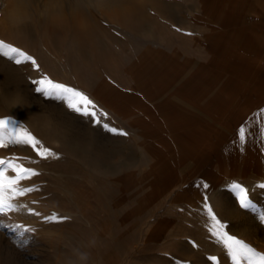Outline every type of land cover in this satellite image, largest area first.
Here are the masks:
<instances>
[{
    "label": "rangeland",
    "instance_id": "374dc122",
    "mask_svg": "<svg viewBox=\"0 0 264 264\" xmlns=\"http://www.w3.org/2000/svg\"><path fill=\"white\" fill-rule=\"evenodd\" d=\"M0 41L38 66L0 54V119L56 153L0 147L38 173L0 214V264H264V0H0Z\"/></svg>",
    "mask_w": 264,
    "mask_h": 264
},
{
    "label": "snow or ice",
    "instance_id": "6c2138e0",
    "mask_svg": "<svg viewBox=\"0 0 264 264\" xmlns=\"http://www.w3.org/2000/svg\"><path fill=\"white\" fill-rule=\"evenodd\" d=\"M0 54L6 57L14 59V62L20 64L23 61L31 62L34 66L36 61L33 57L24 53L22 50L6 44L4 41H0ZM38 67V66H37ZM39 86L36 91L43 94L46 97H55L66 103V106L76 113L90 116L94 119V122L99 123L97 117L96 105L94 102L82 91L67 86L62 83L54 82L48 77H43L39 81H34ZM264 113V110H261ZM106 116V113H101ZM13 122L9 119H0V147H5L7 144H26L30 145L41 158L47 159L48 157H56V153L48 148H44L41 142L33 136L30 132L23 128V126L12 127L9 130V125ZM107 128V125H105ZM112 132H117L116 129H111ZM126 135V133H123ZM238 136L241 143L246 139V128L241 126L238 130ZM7 169H12L14 176L6 174ZM38 175V173L31 168H26L22 164L16 163L14 159L5 160L0 158V214H4L8 211L15 210L17 205L15 201L17 198L22 197L32 191L31 188L21 186V181L30 179L32 176ZM231 187L238 191L239 202L241 207L247 208L249 206L248 199L243 187L239 184H232ZM264 187V186H262ZM50 222H56L60 219L56 214L46 218ZM17 227H23L17 225ZM31 231V229H25ZM217 235L221 236L224 243L232 249L233 259H237L238 255L248 256L252 253V249L242 242L235 240L232 237L226 236L222 232H217ZM212 259H215L214 257Z\"/></svg>",
    "mask_w": 264,
    "mask_h": 264
},
{
    "label": "bare ground",
    "instance_id": "6f19581e",
    "mask_svg": "<svg viewBox=\"0 0 264 264\" xmlns=\"http://www.w3.org/2000/svg\"><path fill=\"white\" fill-rule=\"evenodd\" d=\"M23 1H28V0H23ZM44 3V2H43ZM4 6V5H3Z\"/></svg>",
    "mask_w": 264,
    "mask_h": 264
}]
</instances>
